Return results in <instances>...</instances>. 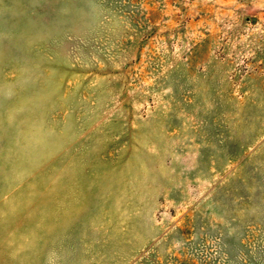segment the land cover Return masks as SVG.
<instances>
[{"label":"rangeland","instance_id":"374dc122","mask_svg":"<svg viewBox=\"0 0 264 264\" xmlns=\"http://www.w3.org/2000/svg\"><path fill=\"white\" fill-rule=\"evenodd\" d=\"M0 264H264V0H0Z\"/></svg>","mask_w":264,"mask_h":264}]
</instances>
